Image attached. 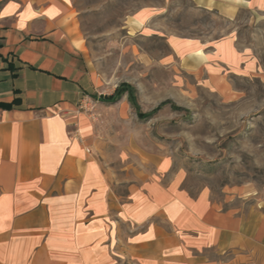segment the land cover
I'll list each match as a JSON object with an SVG mask.
<instances>
[{"label": "crops", "instance_id": "crops-1", "mask_svg": "<svg viewBox=\"0 0 264 264\" xmlns=\"http://www.w3.org/2000/svg\"><path fill=\"white\" fill-rule=\"evenodd\" d=\"M196 1L264 14V0ZM109 94L71 0H0V264H264V214L226 212L165 179L158 156L130 164L108 148L111 134L78 107L123 96Z\"/></svg>", "mask_w": 264, "mask_h": 264}, {"label": "rangeland", "instance_id": "rangeland-1", "mask_svg": "<svg viewBox=\"0 0 264 264\" xmlns=\"http://www.w3.org/2000/svg\"><path fill=\"white\" fill-rule=\"evenodd\" d=\"M71 1L98 92L125 90L78 107L111 134L106 147L130 164L133 153L145 154L139 164L158 156L165 179L226 212L264 214V14L227 16L196 0ZM172 36L193 44L173 54Z\"/></svg>", "mask_w": 264, "mask_h": 264}, {"label": "trees", "instance_id": "trees-1", "mask_svg": "<svg viewBox=\"0 0 264 264\" xmlns=\"http://www.w3.org/2000/svg\"><path fill=\"white\" fill-rule=\"evenodd\" d=\"M124 91L125 90L123 89V87L119 86L114 90L113 93L104 95L103 99L107 102H113L115 100H118L124 94Z\"/></svg>", "mask_w": 264, "mask_h": 264}, {"label": "built area", "instance_id": "built-area-1", "mask_svg": "<svg viewBox=\"0 0 264 264\" xmlns=\"http://www.w3.org/2000/svg\"><path fill=\"white\" fill-rule=\"evenodd\" d=\"M95 101L89 97V96H84L79 103V107L83 109H92Z\"/></svg>", "mask_w": 264, "mask_h": 264}]
</instances>
